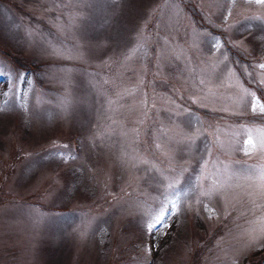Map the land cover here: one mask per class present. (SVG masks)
I'll return each mask as SVG.
<instances>
[{
	"label": "rangeland",
	"instance_id": "obj_1",
	"mask_svg": "<svg viewBox=\"0 0 264 264\" xmlns=\"http://www.w3.org/2000/svg\"><path fill=\"white\" fill-rule=\"evenodd\" d=\"M261 62L246 0H0V264H264Z\"/></svg>",
	"mask_w": 264,
	"mask_h": 264
},
{
	"label": "snow or ice",
	"instance_id": "obj_2",
	"mask_svg": "<svg viewBox=\"0 0 264 264\" xmlns=\"http://www.w3.org/2000/svg\"><path fill=\"white\" fill-rule=\"evenodd\" d=\"M232 2L235 3L236 0H232ZM246 2L255 3L261 6H264V0H246ZM0 68H3V65H0ZM259 68L264 70V62H261L259 64ZM10 75H14L16 78L17 83L15 87L18 88L21 83L26 84V80L23 74L14 73V71H10ZM258 83L261 86H264V78H260L258 80ZM3 94L4 93L0 91V95H3ZM244 94L248 98L245 106L249 108L252 113L257 114L261 119H264V98L257 96L255 92L249 89H244ZM184 135L189 145L195 142V135H188V134H184ZM156 146L160 147L159 144H157ZM63 147L67 148V145ZM241 150L244 151L245 154H251L256 150L264 152V141L259 142V149H257V143L253 141L251 136H249L248 139L245 141L244 146L242 147ZM57 154L61 156L65 155V153L63 152H58ZM168 187H173V185H168ZM210 194H211L210 192L202 193V195H205V196H208ZM175 208H176V201L174 200L166 199V201L161 202L159 207L155 210L154 213H149L150 220L146 222V225H145L147 232L152 234L155 231L162 230L164 227H166L168 217Z\"/></svg>",
	"mask_w": 264,
	"mask_h": 264
},
{
	"label": "trees",
	"instance_id": "obj_3",
	"mask_svg": "<svg viewBox=\"0 0 264 264\" xmlns=\"http://www.w3.org/2000/svg\"><path fill=\"white\" fill-rule=\"evenodd\" d=\"M184 0H182V2H183ZM192 5H193V3H192ZM188 9H191V10H194L195 11V9H193V8H188ZM192 15V14H191ZM194 18V17H193ZM195 19V18H194ZM195 23L197 24V26L201 29V23L199 22V20H197L196 19V21H195ZM262 53V52H261ZM230 54L231 55H229V57L233 60L232 61V63H234V65H235V68H236V64H235V60H237V64H238V66L240 67V62L244 59V55H242V53H240V55H241V58H240V56H239V54L238 53H236V54H234L232 51L230 52ZM15 59H17V61H18V63L21 65V66H24V67H26V68H28V69H31V68H34V69H36L37 68V65L38 64H33L32 62H30L29 60H28V58H25L24 56H20V55H16L15 56ZM36 67V68H35ZM25 68V69H26ZM25 73H28V71L26 72L25 71ZM264 89H262V91H263ZM205 113H207L206 111H205ZM175 222H176V220H172L171 221V224H170V226H169V229H167L168 230V233L166 234V236H165V239H163L162 240V245H166V244H170V242H171V235L173 234V233H175V228H177V226L176 225H174L175 224ZM174 231V232H173ZM263 251H264V245H263V247L261 246V247H259V248H256L255 249V251H254V253L255 254H261V252L263 253ZM158 254H160L157 250L153 253V255H152V260H150V262H152V264L154 263V261L156 260V257L158 256Z\"/></svg>",
	"mask_w": 264,
	"mask_h": 264
}]
</instances>
